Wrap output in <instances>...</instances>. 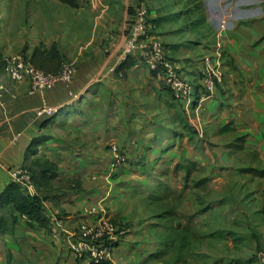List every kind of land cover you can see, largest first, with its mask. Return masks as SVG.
Segmentation results:
<instances>
[{
    "label": "crops",
    "instance_id": "crops-1",
    "mask_svg": "<svg viewBox=\"0 0 264 264\" xmlns=\"http://www.w3.org/2000/svg\"><path fill=\"white\" fill-rule=\"evenodd\" d=\"M8 1H14V10L11 14L8 11ZM237 2L239 12H244L246 16L258 17L251 21L248 20L249 18L239 20L238 28L234 31L238 33L239 40L228 41L225 44V50L229 56L221 59L222 66L226 68L224 63L228 59V63L231 61L234 64L236 71L233 73L237 71L239 73L230 75L231 82L226 84L228 88H231L228 97L225 98L224 94L216 92L214 101L209 103V106L211 112H214L223 105L219 99L228 100L230 105L225 104V107H229L231 113L237 114L239 118L247 115L248 120L237 118L234 125L239 121L238 125L246 129L245 133H249V129L252 131L250 144L253 146L249 149L258 154V159L264 167V0H238ZM138 5L139 0H90L83 5L89 6L90 9L87 10L84 7L83 12L96 15V8L106 10L110 6L114 18L118 21L117 30L121 29L122 35L126 36V26L128 28L129 23L132 25ZM69 9L70 7L68 8L66 3L60 0H0V55L6 57L21 54L29 61L33 50L40 44H44L46 48L52 44L62 48L63 39L57 30L58 25L62 24L60 15L70 14ZM55 18L58 19L56 22ZM53 23L54 33L49 29L47 32H42L40 29ZM236 23L235 20L230 22L229 36L232 33L231 27ZM92 42L96 45L97 40L86 42V46L91 45ZM119 44L122 46L125 43L122 41ZM110 64L109 58L102 59L101 53L95 52L93 57L78 64L70 83H59L49 91H33L27 83L14 84L0 72V196L6 185L11 182L9 171L22 168L26 164L28 148L33 141L43 140L39 139L40 136L51 126L64 122L66 126L73 125V129L80 132L74 134L71 142H65L67 146H71V149L58 150L61 154L58 157L60 161L50 158L52 162L58 164L61 171L55 180L50 181L51 194L43 203L45 215L52 225V233L48 235L43 230L29 229L26 226L27 219L17 214H15L17 223L13 227V234L0 232L4 240L8 238L13 242L11 236L18 239V243L13 242L12 250L22 254L19 257L23 260L32 258L33 261L30 259L32 264H88L87 261L77 259L74 255L76 234L80 223L84 221L92 223L99 217L89 216L85 210L94 207L93 204L97 201V205L103 207L105 204L100 203L104 199L110 208L107 213L105 212L106 215L108 214L107 216L118 224L126 223L132 228L131 232L117 243L113 254L114 262L116 264H163L157 258L166 250L156 239L153 228L157 216L162 220L167 219L168 209L154 215L150 205L148 203L146 205L143 200L148 198L150 202V198L154 197L149 191L150 188L146 187L147 185L143 184L144 186L140 189L136 180L126 185H122L124 182L121 180H111L109 183L112 186L106 191L102 189L103 181L98 175L99 171L105 169L103 159L111 157L105 146L113 142L111 140L113 131L109 124L105 123L108 114L106 113V117H103L102 109L86 98L91 96L93 99H98L103 90H113L110 82L114 75L111 73ZM131 69L139 70L142 67L134 66ZM138 77L144 84L146 80L142 74ZM148 81L149 79L146 82ZM80 99H83L81 103ZM86 101L88 104L91 103L92 107H83L85 105L83 102ZM43 103L56 109V115L51 118H38L36 111ZM216 105L218 108H215ZM146 108L145 112L148 113L150 109L148 106ZM230 117L237 116L231 114ZM206 125L208 128L213 126ZM141 126L144 129L147 128L146 124ZM190 127L192 128L193 124H190ZM196 141L197 136L192 133L184 141L182 139L175 142L176 148L166 150V155L175 151L174 161L181 159L196 164L201 158L196 148ZM46 142L47 140L39 147H44ZM170 145H173L172 139ZM176 149L179 153H176ZM206 154H210L212 160L214 159L213 153L206 151ZM86 159L95 160V163H92V160H89L92 162H86ZM75 161L79 164L73 167ZM126 166L132 170L137 167L133 163ZM125 173L126 171L122 172V177H126ZM253 174L255 176L240 178L239 184L231 180L224 181L222 185L224 202L220 212L221 217L216 216L217 219L214 216L216 209L213 175L210 184L208 181L205 186L206 192H211V203H213L210 206L206 204L200 210L197 199L191 195L190 201L195 206L193 212L186 214L185 223L179 222L174 226L175 245L172 246L184 258L180 264H264V258H262L264 216L258 217L259 213L264 212V175L259 177L256 172ZM186 188L181 186L179 191L166 188L164 192L183 193ZM194 191L195 188L190 187V193ZM178 197L181 195L178 194ZM236 198L238 199L235 201ZM179 201L182 204V198ZM8 208L9 206L0 208V215H6ZM172 208L175 215L181 213L180 206ZM199 212L209 217L204 223L213 229L203 235L195 226L197 221L191 218ZM180 232L184 234L178 236ZM201 237H204L202 240H204L203 243L206 242L205 247L195 249L193 241ZM27 241L33 245L31 255L28 253ZM197 258L199 259L196 261Z\"/></svg>",
    "mask_w": 264,
    "mask_h": 264
},
{
    "label": "rangeland",
    "instance_id": "rangeland-1",
    "mask_svg": "<svg viewBox=\"0 0 264 264\" xmlns=\"http://www.w3.org/2000/svg\"><path fill=\"white\" fill-rule=\"evenodd\" d=\"M70 1L72 2V0ZM237 1L147 0L150 8L148 16L150 36L161 44L164 58L177 68L176 71L186 87V93L183 95L173 94L161 80L157 79L154 73L145 67L139 70L131 69L127 72L129 74L126 73L127 75L115 71L127 55L142 62L143 58L141 59V57L149 51V48L136 51L133 54L125 53V44L121 46L119 43L122 41L125 43L131 25L129 23L128 28L126 26V36L122 35V30H117L118 21L114 18L110 6L106 10L95 7V11H97L95 15L84 13L85 6H78L72 2L71 5L66 4L68 8L70 7V14L60 15L62 24L58 25L57 31H59V35L61 34L63 45L58 49L63 56L64 64L71 65L76 70L79 63L93 57L95 52L101 53L102 59H110L111 73L114 75L110 82L113 90H103L98 99H93L91 96L86 98L102 109L103 117H106V113L108 114L105 123H108L113 131L111 139L113 142L111 145L105 146L111 157L103 159L105 169L99 171L98 175L103 181L102 189L106 191L112 186L109 183L111 180H121L124 182L122 185L133 183L132 181L136 180L140 189L147 185L146 187L150 188L148 190L154 197L150 198V202L146 197L143 200L146 205L147 203L150 205L154 215L168 209L167 219L162 220L157 216L153 228L156 239L166 250L157 258L163 264H180V261L184 259L172 246L175 245L172 229L174 230L175 224L179 222L185 223L187 221L186 214L193 212L195 206L190 201L191 195L197 199L200 210L206 204L210 206L213 203H211V192H206L205 189L208 181L210 184L212 175L215 184L214 207L216 211L214 216L217 219L218 216L221 217L220 212H222L224 202L222 200L224 181L231 180L239 184L241 183L240 178L255 176L253 173L264 169L258 159V154L249 149L253 146L250 144L252 131L249 129V133H245L246 129L238 125L239 121L234 125L237 118L248 120L247 115L239 118L237 114L231 113L229 107H225V104L230 105L228 100L226 102L219 99L223 105L214 112H211L209 106V103L214 101L216 92L224 94L225 98L228 97L231 88H228L226 84L231 82L230 75L239 73V71L233 73L236 71L234 64L231 61L228 63V59L224 63L226 68L222 66L221 59L224 56H229L225 50V44L228 41L239 40L238 33H234L240 23L239 20L249 18L248 20L251 21L258 17L246 16L244 12H239ZM105 3L107 2L105 1ZM7 4L11 14L14 10V1H8ZM85 8L90 9L89 6ZM57 20L55 18V22ZM234 20L237 23L231 27L232 33L229 36L230 22ZM53 26L54 23L40 29L42 32H47L49 29L54 33ZM222 26L226 28L223 30ZM95 40H97L96 45L95 42H92L91 45L86 46V42ZM40 46L45 47L44 44H40ZM68 54L69 56H67ZM140 74L145 78L144 80L149 79V81H145L143 84L138 77ZM147 86L149 89L146 91ZM82 100L80 99V103ZM88 101L83 102L85 104L83 107H92L91 103H87ZM143 103L150 109L148 113L145 112L147 108L145 105L142 106ZM215 108H218L217 105ZM231 114L237 117L231 118ZM141 124H146L147 128L144 129ZM190 124H193L192 128ZM206 124L213 126L208 128ZM79 133L73 129V125L68 127L64 122L51 126L39 138L45 139L47 142L44 147L37 148V157L40 160L53 158L60 161L58 157L61 154L58 153V150L71 149V146H67L65 142H71L74 134ZM192 133L197 136L196 148L201 158L197 161L196 166L191 168L190 161L181 159L174 161L175 151L167 155L166 153L168 149L176 148L175 142L182 139L184 141ZM171 139L173 145H170ZM112 147L117 149L121 158V163L118 166L112 164ZM176 150V153H179L178 149ZM206 151L214 154L213 160L210 154H206ZM135 153L136 155L132 156ZM31 160L33 159L28 157L27 164ZM86 160V162L93 161L92 159ZM75 162L73 167L79 164L78 161ZM92 163H95V160ZM129 163L135 164L136 169H129L126 166ZM123 171H126V177H122ZM187 171H189L188 174ZM181 186L187 187L185 192H175L179 191ZM165 187L174 189V193L164 192ZM190 187L195 188L193 193H190ZM149 191L146 192L149 193ZM178 194L181 197H178ZM181 198L182 204L179 201ZM104 200L100 204L105 205L98 208L107 213L109 206ZM97 202L93 206L97 205ZM174 206H180L181 213L175 215L173 208L171 209ZM258 210L260 211L259 208ZM199 213L191 218L197 221L195 226L203 235L209 233L212 227L204 223L209 217ZM244 213L246 214V212ZM258 215L262 218L264 212L262 211ZM113 222L120 229H128L126 234L131 232L132 228L129 224H118L114 219ZM204 237L193 241L195 249L205 247L206 242L203 243L204 240H202ZM11 238L14 243H18V239H15L14 236ZM13 242L8 238L4 240L0 234V264H7L9 256L12 258L10 264H32V258L23 260L19 257L22 254L12 250ZM26 246L29 247L28 253L31 255L32 243L27 241ZM263 256L262 258H264Z\"/></svg>",
    "mask_w": 264,
    "mask_h": 264
},
{
    "label": "built area",
    "instance_id": "built-area-1",
    "mask_svg": "<svg viewBox=\"0 0 264 264\" xmlns=\"http://www.w3.org/2000/svg\"><path fill=\"white\" fill-rule=\"evenodd\" d=\"M74 4L83 6L90 0H72ZM149 6L147 0H139V5L132 19L130 32L125 42V53L133 54L139 50L149 51L141 59L137 60L136 67H145L161 80L165 87L175 95L186 93L185 84L177 73V68L168 62L163 56V48L157 40H153L149 30ZM223 30L226 28L222 26ZM125 59V58H123ZM2 65L0 72L5 74L14 84L27 83L33 91H49L59 83H70L75 69L68 64H63L60 71L56 73L45 72L35 68L21 54L1 56ZM211 83V82H210ZM57 110L47 106L45 103L38 108V118H51ZM113 165L118 166L121 158L115 147L111 148ZM11 182L19 185L20 189L30 195L34 194L35 187L30 181V173L25 168L9 171ZM101 206L86 209L89 216H99L95 222H82L78 226L77 242L73 247L77 259L87 261L88 264H116L113 254L117 243L125 237L128 229H119L103 210ZM264 257V256H263Z\"/></svg>",
    "mask_w": 264,
    "mask_h": 264
},
{
    "label": "trees",
    "instance_id": "trees-1",
    "mask_svg": "<svg viewBox=\"0 0 264 264\" xmlns=\"http://www.w3.org/2000/svg\"><path fill=\"white\" fill-rule=\"evenodd\" d=\"M63 3L71 5L70 0H60ZM150 9V8H149ZM29 62L32 66L45 72L56 73L59 72L64 59L61 52L56 45H51L46 48L44 46L36 47L29 57ZM137 60L127 55L119 65L117 66V72H121L123 75L136 65ZM2 65L0 55V67ZM152 73V72H151ZM43 140L33 141L31 146L27 150L26 164L23 168L27 169L30 173V181L35 187L34 194L30 195L23 192L19 185L14 182H9L3 189L0 196V208L9 206L7 216L5 214L0 215V232L4 234H13V227L17 223V217H25L26 226L29 229L43 230L46 234L52 233V225L50 220L46 217L44 212L43 203L48 199L50 193V181L55 180L61 173L58 164L52 162L50 159L43 158L40 160L38 156L37 148L44 143ZM32 158L31 162L27 164V158ZM196 164L192 163L191 168L195 167ZM189 168V169H191ZM189 171H187V174ZM257 176L262 177L264 170L256 172ZM159 199V198H157ZM9 222V224H8ZM10 225V226H9ZM172 236H175V227L172 229ZM184 234L180 232L178 236ZM12 261L9 256L7 264Z\"/></svg>",
    "mask_w": 264,
    "mask_h": 264
},
{
    "label": "bare ground",
    "instance_id": "bare-ground-1",
    "mask_svg": "<svg viewBox=\"0 0 264 264\" xmlns=\"http://www.w3.org/2000/svg\"><path fill=\"white\" fill-rule=\"evenodd\" d=\"M101 128V127H100Z\"/></svg>",
    "mask_w": 264,
    "mask_h": 264
}]
</instances>
